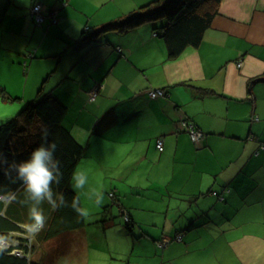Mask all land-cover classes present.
Listing matches in <instances>:
<instances>
[{
  "label": "crops",
  "instance_id": "0c3cea01",
  "mask_svg": "<svg viewBox=\"0 0 264 264\" xmlns=\"http://www.w3.org/2000/svg\"><path fill=\"white\" fill-rule=\"evenodd\" d=\"M153 1L12 0L0 25V125L53 94L85 148L76 194L97 219L47 242L62 253L78 234V264H264V0H222L200 45L176 57L155 22L101 31Z\"/></svg>",
  "mask_w": 264,
  "mask_h": 264
},
{
  "label": "trees",
  "instance_id": "16d2710c",
  "mask_svg": "<svg viewBox=\"0 0 264 264\" xmlns=\"http://www.w3.org/2000/svg\"><path fill=\"white\" fill-rule=\"evenodd\" d=\"M221 1L155 0L140 7L126 19L106 25L101 31L115 29L126 32L145 22L163 20L165 24L159 29L161 30L159 35L165 40L171 57H176L187 47L200 45L204 33L219 12ZM11 4L12 0H0V25ZM36 5L39 4H35L33 8ZM33 8L32 18L37 25H41L42 22L36 21ZM2 94L6 99H15L7 96L4 89ZM65 113V106L53 94L41 95L36 101L28 103L13 119L0 126V155L6 157L9 164L28 160L32 151L45 142L42 139V129L47 128L49 133L47 141L49 143L54 141L57 144L55 156L61 162L63 172L61 183L59 186L53 185V189L63 194L70 205L73 197L77 196L70 186L72 174L85 155V148L73 138L69 130L62 126ZM157 149L159 150L158 147ZM163 150L164 145L159 151ZM15 177L16 173L7 168V165L0 166V197L5 198L0 199V242L6 240L10 243L8 248L0 246V264H41L32 256L36 252V244H43L58 237L65 228L81 227L85 224V220L78 219L76 212L70 206L54 211L45 202L42 208L47 217L46 226L37 234L30 235L28 228L33 221L29 219L28 207L21 203L25 195L24 185ZM110 197L112 200L116 199L114 193H110ZM110 206L103 207V214L108 213ZM124 212L125 210L120 212L125 220L123 223L130 231L132 222ZM179 235L182 234H177L173 241H176ZM158 245L163 247L167 244L163 245V242H159ZM15 250L22 252L23 256L14 253ZM27 254H31V259L26 257Z\"/></svg>",
  "mask_w": 264,
  "mask_h": 264
},
{
  "label": "clouds",
  "instance_id": "9594fccd",
  "mask_svg": "<svg viewBox=\"0 0 264 264\" xmlns=\"http://www.w3.org/2000/svg\"><path fill=\"white\" fill-rule=\"evenodd\" d=\"M49 133L47 128L42 129V139L45 141L35 148L29 159L20 163L9 164L7 158L0 155V166L7 165V168L16 173V180L24 185V199L22 204L28 207L29 219L33 223L29 226L30 235H35L46 226L47 217L44 215L42 205L47 202L56 211L60 208L71 207L76 212L78 219H87L89 210L82 207L79 195L74 196L71 204L66 201L61 193L53 189V185L59 186L63 179L61 162L55 156L57 144L48 142ZM89 177L86 171L79 167L72 174V188L75 192H82L88 185ZM86 195L89 199L95 197V204L102 205L104 194L100 190H89Z\"/></svg>",
  "mask_w": 264,
  "mask_h": 264
},
{
  "label": "rangeland",
  "instance_id": "374dc122",
  "mask_svg": "<svg viewBox=\"0 0 264 264\" xmlns=\"http://www.w3.org/2000/svg\"><path fill=\"white\" fill-rule=\"evenodd\" d=\"M42 4V3H41ZM164 21H156L155 23L158 24V29L163 26L165 23ZM43 61V60H39ZM46 61V59H45ZM37 62V60H35ZM36 70L40 71L42 69L41 66L36 65ZM43 72H40L39 75H42ZM25 106H23L24 108ZM21 108V110L23 109ZM19 110V112L21 111ZM18 112V113H19ZM2 115V112L0 111V117ZM6 123V122H5ZM4 124V123H3ZM2 125V124H1ZM0 125V126H1ZM104 173H106V176L109 178L115 177L117 174L113 175L112 172L110 171L109 166L104 167ZM108 194V193H107ZM92 209L91 206H89L88 209ZM90 217L87 219L89 220ZM97 217H91L90 221H95ZM123 222V221H122ZM124 224V223H123ZM91 240V238H90ZM59 240H57L54 244L51 243H44L36 244V252L32 255L33 259L36 260L37 262L41 264H78L80 259V256L83 252V240L80 239L79 235L77 234V238H75L73 241L70 242L68 248H64L62 250V253L59 251Z\"/></svg>",
  "mask_w": 264,
  "mask_h": 264
},
{
  "label": "built area",
  "instance_id": "2783aa9c",
  "mask_svg": "<svg viewBox=\"0 0 264 264\" xmlns=\"http://www.w3.org/2000/svg\"><path fill=\"white\" fill-rule=\"evenodd\" d=\"M44 7L42 5H36L33 8V14L36 17V21L38 23H41L44 21V16L42 15V11H43ZM51 18L54 19L55 18V11L51 13ZM166 95L165 90L163 89H155V90H150L149 91V96L153 99L155 98H159V97H164ZM96 96V91L92 92L91 97L94 98ZM183 128L185 130H187L189 132V134L191 135V138L194 142H199L204 138V133L200 130H198L192 123L190 122H183ZM163 141L159 140L157 147L159 148V150L163 149ZM215 195H217V193H214ZM0 199H5L4 197H0ZM183 240V236L179 235L177 237V241L181 242ZM168 243L167 240L163 241V245H166ZM162 246V244H160ZM0 246L2 248H8L10 246V243L6 240H1L0 242ZM14 253L19 254V256H23V253L15 250ZM26 257L28 259H31V254H27Z\"/></svg>",
  "mask_w": 264,
  "mask_h": 264
}]
</instances>
